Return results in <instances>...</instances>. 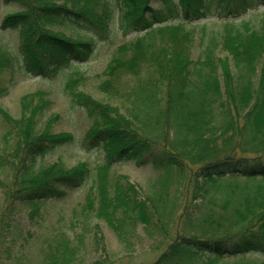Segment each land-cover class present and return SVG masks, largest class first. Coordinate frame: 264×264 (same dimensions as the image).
Listing matches in <instances>:
<instances>
[{
  "label": "trees",
  "instance_id": "1",
  "mask_svg": "<svg viewBox=\"0 0 264 264\" xmlns=\"http://www.w3.org/2000/svg\"><path fill=\"white\" fill-rule=\"evenodd\" d=\"M135 1L130 10L124 0H6L32 11L8 17L2 29L28 23L36 31L22 38L20 63L0 50V70L9 67L13 76L22 64L27 74L54 78L88 62L96 43L111 42L116 11L124 35L135 38L117 47L102 72L99 90L121 107L72 91L76 80L65 84L90 120L83 150L105 153L94 171L86 162L67 167L61 160L36 168L38 158L72 145L74 135L50 134L49 125L38 128L29 116L4 115L17 145L9 153L11 178L0 181V238L18 206L37 213L91 182L83 210L120 241L136 225L156 235L164 250L152 264H264V0ZM121 162L152 166L159 190L146 196L124 177L112 180L110 169ZM56 237L39 264H74L70 241Z\"/></svg>",
  "mask_w": 264,
  "mask_h": 264
},
{
  "label": "rangeland",
  "instance_id": "2",
  "mask_svg": "<svg viewBox=\"0 0 264 264\" xmlns=\"http://www.w3.org/2000/svg\"><path fill=\"white\" fill-rule=\"evenodd\" d=\"M124 2L128 4L130 10L139 5L135 0H124ZM55 4L70 6L69 3L61 1H55ZM152 7L155 9L156 5L152 4ZM258 7L259 11L263 8ZM31 11L20 4L0 0V50L8 55L9 60L17 57L20 63L19 44L22 38L36 31L28 29V23H22L20 28H5V30L2 29V25L7 22L8 17L23 13L30 14ZM249 13H255V10ZM120 17V13L116 11L111 20L113 31L111 42L96 43L95 53L88 62L73 63L78 65V68L70 67L54 78H41L31 73L27 74L24 64L20 65L23 73L21 70L20 74L15 73L14 76L9 67L0 70V89L9 86L10 80H13L8 93L0 96V181L3 185L11 178L9 153L13 151L12 148L17 142L16 138L10 135L11 127L3 120L4 115L17 121L29 116L38 122V128L49 125L50 134L71 133L74 135L75 142L72 145L57 149L41 159L38 158L36 168L61 160L67 167L86 162L94 171V168L106 162V156L102 150L94 149L91 152L83 150L82 140L89 129L90 120L85 112L72 102L65 91V84L70 78L76 80L74 85L70 86L72 91L88 95L90 99L103 103L111 109L121 107V101L99 90L100 83L104 79L102 72L117 47L135 38L134 34L124 35ZM247 20H251V17ZM211 21L219 22L215 18H211ZM215 26L216 29H222L219 23ZM50 30L45 28L43 31ZM61 31L66 37L71 38L84 35L82 31L77 34L58 30L59 33ZM14 65L16 70L17 64L14 63ZM123 111L121 108V112ZM109 175L115 181L117 178L124 177L122 179L138 188L146 196L153 195L155 190H159V187L154 188V181L158 174L152 166L137 168L132 162L116 163L111 167ZM90 187L91 182H88L80 190L68 192L63 200L48 201L39 206L37 213H32L34 209L27 205L18 206L19 211L13 226L3 238H0V264H39L53 236H57V239L68 238L70 245L77 252L74 264H94L95 262L98 264H152L155 262L164 250V245H161L156 235L151 236L142 225H136L125 229V232H122L125 240L120 241L104 221L83 210L85 196ZM2 190L0 189V213L3 203ZM95 227L99 230L101 237L99 244L105 248V253L96 246ZM104 256L106 259L102 261Z\"/></svg>",
  "mask_w": 264,
  "mask_h": 264
}]
</instances>
